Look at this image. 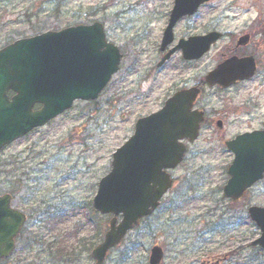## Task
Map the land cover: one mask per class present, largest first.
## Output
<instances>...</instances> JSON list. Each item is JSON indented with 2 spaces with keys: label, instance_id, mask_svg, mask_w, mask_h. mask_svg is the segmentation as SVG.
<instances>
[{
  "label": "rangeland",
  "instance_id": "1",
  "mask_svg": "<svg viewBox=\"0 0 264 264\" xmlns=\"http://www.w3.org/2000/svg\"><path fill=\"white\" fill-rule=\"evenodd\" d=\"M172 2L0 0V47L18 37L98 21L124 55L98 99L76 101L69 111L0 151V192L12 186L13 204L28 215L15 252L2 264H95L90 249L102 239L109 217L96 212L91 200L97 181L110 168L112 152L131 135L135 119L203 75L229 39L193 66L178 57L154 66ZM263 10L264 0H212L178 22L174 33L199 34L216 27L238 36L261 23ZM260 50L264 52V43ZM262 70L242 85L257 98L258 113H264ZM245 128L230 125L229 135ZM207 137L195 142L173 172L174 185L160 207L127 233L104 264H148L155 244L164 250L161 264H200L208 251L216 255L238 247H243L240 255L223 264H264V253L246 247L258 231L245 210L249 204L264 205V179L247 191L245 200L228 203L220 188L229 160L218 154L219 143ZM66 248L69 254L59 252Z\"/></svg>",
  "mask_w": 264,
  "mask_h": 264
},
{
  "label": "water",
  "instance_id": "2",
  "mask_svg": "<svg viewBox=\"0 0 264 264\" xmlns=\"http://www.w3.org/2000/svg\"><path fill=\"white\" fill-rule=\"evenodd\" d=\"M208 0H173L162 48L172 41V27L191 15ZM216 31L181 40L169 53L182 50L186 59L199 58L220 37ZM247 36L241 37L246 41ZM121 54L107 42L98 22L65 27L20 38L0 49V147L70 108L75 100L97 98L109 78L118 70ZM252 57H232L207 73L208 84L221 87L253 74ZM14 94L9 98L6 93ZM197 89H185L171 96L161 109L136 119L133 134L112 154L111 170L100 179L93 206L101 213H112L104 240L92 250L101 264L109 248L122 240L127 230L150 214L170 187L166 168L182 159L185 146L198 133L201 114L191 111ZM40 107L33 109L34 105ZM234 152L228 167L229 179L223 187L226 197L236 199L245 188L262 177L264 171V131L238 135L226 142ZM10 196H0V259L14 248L25 216L10 207ZM248 214L261 231L253 245L264 248V206H250ZM121 220L116 224L117 215ZM162 250L152 246L149 264H158Z\"/></svg>",
  "mask_w": 264,
  "mask_h": 264
},
{
  "label": "flooded vegetation",
  "instance_id": "3",
  "mask_svg": "<svg viewBox=\"0 0 264 264\" xmlns=\"http://www.w3.org/2000/svg\"><path fill=\"white\" fill-rule=\"evenodd\" d=\"M263 26V24H259L255 26L254 30L253 28H248L245 31V33L249 35V39H247L248 41L246 43L238 44V40H236V38L232 40L228 39V42L224 46V49L220 52V56H215V58H213L211 62L212 64L207 70L208 72L210 69L214 68L218 62L226 60L233 54L238 56L252 55L255 58L254 61L256 62V70L251 78H249L248 80H236L231 85L225 88H220L219 86H217V84L214 86L204 85V76L200 80L198 79V81L194 84L199 88L200 92L193 103V108L203 113V121L199 126L200 129L197 140H199L200 137H202L203 135H207L211 141L218 142L219 146L217 148H222L218 152V154L223 158L225 157L229 160L227 162V165L232 160V152L226 147V141L234 139L239 132H251L255 129L264 130V113L257 112V98H255L252 93L245 92L242 88L243 84L250 81H254L253 79L258 75L260 69L263 68L262 71L264 74V52H261L260 50V45L264 43V29H262ZM257 35H259L258 38H256ZM227 36H230V33L224 31L222 38H225ZM176 37L177 39L183 38L184 34H181L179 36L176 35ZM229 38H232V36H230ZM221 40L222 39L218 40L216 43L214 42V44L210 47L211 49L208 51V53L212 52L215 46L218 45ZM172 45L174 44L169 45V47H166L164 50H161V48H159L158 51L160 57H162L163 54H165L168 49L172 47ZM180 53V50L173 52L169 57L168 61H172L174 59V56L177 54L179 55ZM199 60H187L184 62L189 66H193L194 63H197ZM165 97L167 98V96ZM233 124H245L247 125V128L239 130L234 134L229 135V126ZM192 146L193 144L189 148H191ZM189 148L187 149V155L191 151ZM213 149L214 148H212L211 150ZM14 191L15 189L10 186L4 192L11 195L12 202L15 197ZM13 207L17 210L24 212L23 210H21L22 208L17 206L16 204H13ZM26 216V220H28L27 213ZM24 225H22L21 231H19L20 233L24 231ZM215 259L216 258L212 256L204 258V260H206L208 264H211Z\"/></svg>",
  "mask_w": 264,
  "mask_h": 264
},
{
  "label": "bare ground",
  "instance_id": "4",
  "mask_svg": "<svg viewBox=\"0 0 264 264\" xmlns=\"http://www.w3.org/2000/svg\"><path fill=\"white\" fill-rule=\"evenodd\" d=\"M264 11V10H263ZM210 47V46H209ZM245 57H252L251 55H248V56H245ZM199 80L201 79V78H198ZM197 79V80H198ZM183 87V86H182ZM181 86L180 87H177V88H182ZM174 91H172V93H173ZM232 252H236V251H234V250H232Z\"/></svg>",
  "mask_w": 264,
  "mask_h": 264
},
{
  "label": "trees",
  "instance_id": "5",
  "mask_svg": "<svg viewBox=\"0 0 264 264\" xmlns=\"http://www.w3.org/2000/svg\"><path fill=\"white\" fill-rule=\"evenodd\" d=\"M0 264H2V263L0 262Z\"/></svg>",
  "mask_w": 264,
  "mask_h": 264
}]
</instances>
